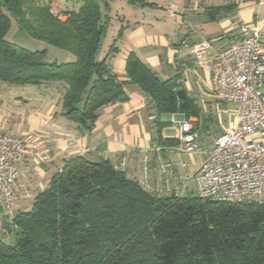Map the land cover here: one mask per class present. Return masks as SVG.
Returning a JSON list of instances; mask_svg holds the SVG:
<instances>
[{"label": "trees", "instance_id": "16d2710c", "mask_svg": "<svg viewBox=\"0 0 264 264\" xmlns=\"http://www.w3.org/2000/svg\"><path fill=\"white\" fill-rule=\"evenodd\" d=\"M51 1L0 0V82L62 86V115L84 131L93 128L103 107L125 100V87L132 85L148 96L156 114L155 146L178 144L161 138L170 123L159 122L160 114L200 119L194 131L209 132L212 118L201 116L176 77L161 80L130 53L126 79H120L110 66L114 42L98 58L111 26L107 0H78L76 8L61 13H54ZM11 19L31 39L73 59L48 63L47 49L8 42ZM3 217L2 228L13 233L14 242L8 245L0 235V264H264V203L201 200L180 192L160 196L110 160L67 159L29 209Z\"/></svg>", "mask_w": 264, "mask_h": 264}, {"label": "crops", "instance_id": "0c3cea01", "mask_svg": "<svg viewBox=\"0 0 264 264\" xmlns=\"http://www.w3.org/2000/svg\"><path fill=\"white\" fill-rule=\"evenodd\" d=\"M216 7L221 8L218 13L209 10ZM170 8L177 12L173 17L168 14ZM111 19L110 27L115 28L112 44L117 48L110 60L112 72L125 80V60L133 53L161 80L176 77L197 104V100H202L205 116L215 108L208 100L213 96L212 58L240 40L242 28L257 29L264 42V0H182L179 8L166 5L164 14L133 6L128 14L115 13ZM120 28L122 34L117 38ZM203 40L210 43V48L197 64L191 47ZM30 87L33 90L29 94L19 96L24 102L18 101L29 109L20 114L23 117L15 128L4 125L0 117V132L25 141L13 163L31 197L41 193L64 162L75 156L93 162L110 160L131 178L132 168L139 167L147 190L160 196L177 193L191 183L190 176L210 150L211 146L205 149L200 144L202 154L184 157L175 147L155 146L156 114L148 96L135 86L125 87V100L103 107L90 131L78 128L62 115V86ZM190 120L197 121L193 126L201 122L197 118ZM160 135L163 140L174 139L175 132L168 126ZM185 188L186 194L193 193L192 185Z\"/></svg>", "mask_w": 264, "mask_h": 264}, {"label": "built area", "instance_id": "2783aa9c", "mask_svg": "<svg viewBox=\"0 0 264 264\" xmlns=\"http://www.w3.org/2000/svg\"><path fill=\"white\" fill-rule=\"evenodd\" d=\"M169 16L177 12L170 8ZM210 48L208 41L191 47L197 64ZM210 92L221 102L236 104L233 130L218 135L203 161L189 178L201 200L264 203V42L255 28H242L240 40L218 52L210 62ZM172 115L176 152L200 155V134L192 121ZM25 145L23 138L0 132V208L10 216L16 201L30 198L13 157ZM159 150V148H155ZM185 186L180 194L185 193Z\"/></svg>", "mask_w": 264, "mask_h": 264}, {"label": "rangeland", "instance_id": "374dc122", "mask_svg": "<svg viewBox=\"0 0 264 264\" xmlns=\"http://www.w3.org/2000/svg\"><path fill=\"white\" fill-rule=\"evenodd\" d=\"M76 1L78 0H52L51 1L52 4L50 5V8L54 11V13H61V11L64 9L74 8V5H75L74 3H76ZM107 1L109 2L111 12H113L111 15L112 18L115 13H119L120 16L124 14H128L131 11V8L133 7V5L128 4L127 1L125 0H107ZM145 2L147 1L145 0ZM147 3L154 4L155 6H153L152 9L158 10L159 13L164 14L166 10V5L179 8V6H181L182 0H149ZM76 4L79 5V3H76ZM146 8L147 7H144L143 9H146ZM61 19L64 20L65 18L61 17ZM197 29H198L197 33H199L200 27L197 26ZM114 33H115V28L110 27L108 31V35L104 37V40L102 41V44H101L102 47H101V50L99 51L100 53H99L98 58H102L104 55L107 54L108 49L110 45L112 44V35ZM5 39L8 42L14 44L15 46L23 47L30 51H41L43 49H47L48 53L46 56V61L48 63L70 62L73 59L72 55L70 54L64 53L60 50H57L53 47L48 46L47 44L43 42L36 41L28 37L19 28V26L16 24L15 20L13 19H11V27L7 35L5 36ZM176 39L178 41V38ZM225 40L226 39H224V42L222 43H225ZM214 45H216V43H214ZM30 90H33V87L14 86V85H9L7 83L0 82V117L4 119L3 121L4 125L8 123V126L15 128L17 123H19L18 121L23 117V115H20V114H22L23 112L25 113L29 109L28 108L29 106H26L24 103H18V101L24 102L23 100H21V98L23 99V97L19 98V96L25 93L29 94ZM208 100L211 101L213 105H215L214 106L215 108L213 109L214 110L213 112H208L209 115H206L212 118L211 119L212 125H210L209 132L207 134L202 135L203 137L200 138V144L201 146H205V149H207V147L209 146H212V142L218 135H220L223 132L233 130V128L235 127L237 123V119L235 116L236 110L239 107L236 104L221 102L213 96H209ZM197 102L201 110V116H202V114H204L206 111L202 109V104H203L202 100L199 99L197 100ZM157 118L159 122L161 123H171L172 121V115H169V114H160ZM191 121H192V124L197 122L195 120H191ZM7 129L10 130L9 127ZM208 142L209 144H207ZM183 156L185 157L186 155H183ZM131 172L134 175V176L132 175V179H135L133 177L136 176L137 178L135 180L138 179L137 181L139 182V184L144 186L145 178L143 177V175H141L139 167H137V169L132 168ZM191 185H192L191 183H187L185 187L189 188ZM191 194L194 195V193H191ZM183 195H186V193H183ZM33 197L34 196L16 201L11 210L12 214L15 215L19 211L29 209L33 203ZM262 200H264V198ZM0 211L3 215L1 208H0ZM2 215L0 214V218H1L0 219V235L2 234L5 236L4 242L6 244L12 245L14 242V236L12 232H8V229L2 228V224L4 221L3 220L4 215L3 216ZM2 229L3 231L1 232Z\"/></svg>", "mask_w": 264, "mask_h": 264}, {"label": "water", "instance_id": "95a60500", "mask_svg": "<svg viewBox=\"0 0 264 264\" xmlns=\"http://www.w3.org/2000/svg\"><path fill=\"white\" fill-rule=\"evenodd\" d=\"M177 116L180 117V118L183 117L182 115H177Z\"/></svg>", "mask_w": 264, "mask_h": 264}]
</instances>
